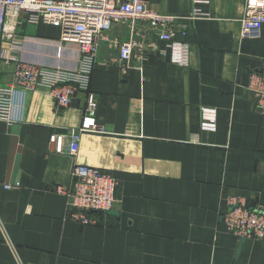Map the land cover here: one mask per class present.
<instances>
[{
    "label": "crops",
    "instance_id": "1",
    "mask_svg": "<svg viewBox=\"0 0 264 264\" xmlns=\"http://www.w3.org/2000/svg\"><path fill=\"white\" fill-rule=\"evenodd\" d=\"M174 17V39L189 46L187 67L145 21L104 33L90 79L103 133H81L72 156L70 131L87 106L80 93L59 109L49 90L24 93L22 121H0V264H264V241L242 240L222 222L231 198L264 212V113L249 90L264 63V26L242 41L247 0H145ZM198 6L206 18L192 19ZM0 53L38 67L75 71L79 48L61 31L22 15ZM186 33V34H184ZM142 54L121 75L122 43ZM18 48L14 50V46ZM0 61V85L12 70ZM11 66V65H10ZM203 108L216 109L204 125ZM111 173L116 203L94 213L100 224L67 218L75 166Z\"/></svg>",
    "mask_w": 264,
    "mask_h": 264
},
{
    "label": "built area",
    "instance_id": "2",
    "mask_svg": "<svg viewBox=\"0 0 264 264\" xmlns=\"http://www.w3.org/2000/svg\"><path fill=\"white\" fill-rule=\"evenodd\" d=\"M24 15L34 24L44 23L61 31L60 43L73 44L79 48L78 68L75 71L38 67L20 61L16 56L7 57L0 53V61L12 66L10 85H0V121L13 124L22 121L24 93L42 88L49 90L56 106L67 109L80 93L87 95V106L81 127L70 131L72 144L70 153L76 156L79 150L81 133L104 132L95 120L96 101L90 94V79L99 51V41L105 32L118 23L145 21L152 30L157 31L160 39L170 50L173 65L187 67L189 46L175 41L169 28L174 17L161 15L150 10L145 0H0V39L12 41L15 26ZM198 6L194 8L192 19L206 18ZM264 26V0H247L241 20L242 41L259 37ZM186 34V33H184ZM18 48L14 46V50ZM142 45L134 39L120 46L117 66L121 75H126L132 59L140 54ZM1 77V75H0ZM249 90L257 107L264 113V63L259 72L250 76ZM201 119L204 125L215 124L216 109L203 108ZM75 179L70 191L59 190L67 197V218L82 226H95L100 219L94 213L106 214L113 210L116 203L117 181L107 171L75 166ZM222 222L228 232L242 240L264 241V212L250 208L239 198H231Z\"/></svg>",
    "mask_w": 264,
    "mask_h": 264
},
{
    "label": "water",
    "instance_id": "3",
    "mask_svg": "<svg viewBox=\"0 0 264 264\" xmlns=\"http://www.w3.org/2000/svg\"><path fill=\"white\" fill-rule=\"evenodd\" d=\"M3 70L5 72H10L12 70V66H10V65H3Z\"/></svg>",
    "mask_w": 264,
    "mask_h": 264
}]
</instances>
